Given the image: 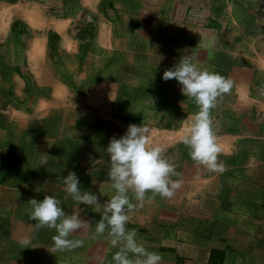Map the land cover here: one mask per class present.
Returning <instances> with one entry per match:
<instances>
[{
  "label": "crops",
  "instance_id": "1",
  "mask_svg": "<svg viewBox=\"0 0 264 264\" xmlns=\"http://www.w3.org/2000/svg\"><path fill=\"white\" fill-rule=\"evenodd\" d=\"M10 1L0 0V19L6 20L4 26L0 25L3 40L0 46L3 56L18 58H14L12 67L24 53L29 61L30 47H34L35 55L41 49L37 41L32 45L28 41L26 45L19 31L24 27L23 22L32 25L26 13L36 4L42 10L37 11L39 18L52 17L74 23L84 16L87 27L95 24L96 40L99 23L103 22L100 25L103 47L96 42L85 48L86 53L109 51L106 58H101L100 66L104 64L108 71L99 82L114 86L127 84L134 78V82L150 83L149 77L163 73L166 68L172 69L183 56L193 57L200 67L209 66L210 71L233 82H247L242 99L232 97L228 106L217 103L214 109V127L222 149L218 160L226 165L223 173L209 172L191 159L189 148L182 143L185 134L163 133L171 130L179 133L189 122H171L175 129L156 128L160 124L149 122L155 128L151 130L163 131L164 136L154 141L166 149L165 156L176 165L183 183L170 199L157 195L148 203L146 198L143 207L129 212L127 228L136 230L138 241L148 251L160 254L161 264H264V95L261 94L264 89V0H12L13 3H8ZM107 2L112 3L111 17L104 6ZM8 4H11L10 11L6 9ZM52 23L56 26V21ZM106 25L110 29V44ZM154 31L160 38L155 47L156 57L151 59L147 50L154 43H147L146 38ZM37 38L35 35L31 41ZM203 52H207V58L201 56ZM138 53L144 61H140V65L137 64ZM42 55L35 57L31 64L43 73L44 80L38 78L48 83L50 91L45 84L41 91L49 94L58 77L57 64ZM241 75L245 78H239ZM159 82H164L162 87L165 83L174 87L177 81L161 79ZM180 86L170 90L169 96H165L168 90H159L160 96L170 100L163 101L160 107H151L144 101L138 107L130 105L132 108L125 113L135 117L158 112L171 116L175 110L185 111L191 109L190 106L195 113L197 106L182 95ZM139 87L135 85V92ZM227 97L230 93L225 94L224 101ZM70 117L72 121L80 118L68 110L50 111L44 124L37 127L43 140L12 142L7 137L2 138L0 133V214L13 220L6 227L10 224L8 232L17 235L13 234L16 254L10 253L16 264H113L112 256L118 248L111 245L108 229L102 236L95 234L100 213L94 212L92 206L78 205L65 192L62 179L74 172L81 191L91 192L100 204L105 203L114 194L106 150L111 138L119 139L130 124H111L109 129L97 122L92 128L94 133L77 132L74 134L77 138L73 135L71 141H65L68 135L61 129L66 122L69 124ZM88 121V118L76 120L81 131L89 127ZM19 128L18 124L14 127ZM100 131L105 136L110 135L109 138L99 139L97 132ZM45 195L59 199L66 214L79 209L80 218L90 222L91 227L69 237L82 239V247L55 250L52 240L55 229H36L37 222L29 218L32 208L28 202L31 199L42 201ZM132 203H137L134 197ZM17 227L22 231L15 232Z\"/></svg>",
  "mask_w": 264,
  "mask_h": 264
},
{
  "label": "rangeland",
  "instance_id": "2",
  "mask_svg": "<svg viewBox=\"0 0 264 264\" xmlns=\"http://www.w3.org/2000/svg\"><path fill=\"white\" fill-rule=\"evenodd\" d=\"M13 2L14 1L11 0L8 3ZM111 5V2H107L104 5L106 9H108L107 15H110V17L111 14L114 13L112 12L113 8ZM28 6L31 5L28 4ZM30 8L31 10H27L28 13H26V15L28 16V20L32 25L29 26L23 22L24 27H22V29L19 31H22V36L26 45L28 41L30 42V45H32L34 41L39 43L41 46L39 52L35 55L33 52L34 47H30V50L27 53L29 61H26V56L24 53L21 60L19 59V63L12 67L11 64H13L15 61L14 58L16 60L18 58L15 56L12 57L9 53L8 55L11 57L3 56L2 53L4 51L0 46V133L3 134L2 138L7 137V139L11 140L12 142H21L24 139H27L31 142L43 140L44 137L38 133L37 127L42 126V124H44L48 118L49 112L55 111V109L68 110L73 114L78 115V117L80 116L79 119L75 118L76 120L85 118H88L89 120L86 122L89 123V127H86L84 131H81V127L77 126L76 120L72 121L70 117L69 124L67 125L68 122H66L65 127L61 129L64 130L66 135H68L65 141L69 139V141H71V136L77 132L82 133L83 135L94 133L92 128H95L96 125H98L97 122H99L100 125L105 124L104 128L112 127L111 124L117 123H120V125L134 123L145 124L147 125L145 127L149 130V138L150 140H153L152 142L154 144H159L154 140H160L164 136L163 133L178 135L186 134V129L188 127L187 124L185 127H183V131H179V134L173 133V130H165L166 132H163L162 130L153 131L151 129L155 128L151 127L149 122L157 125L160 124L156 128L175 129L176 126L171 124V122H178V124L180 122L188 123L194 114L192 106H190L191 109L186 108L185 111L184 109L182 110V108L178 111L175 110L173 112L174 115L171 116L167 114L163 115L158 112L156 114L147 115V117L145 114H142L141 117H135L125 113L127 110H129L128 108H132V106L138 107L144 101L150 103L149 106L151 107H160L162 106L161 104H163V101L164 103H166V100L170 101L165 99L164 95L160 96L159 90H168L165 96H167V94L169 96L170 90L175 89L174 87L180 86V84L174 82V87H172L171 84L168 85L165 83V86L162 87L164 82L161 84L159 80L162 79L161 77L163 76L165 70H163V73L149 77L152 79V81L146 84H142L138 80H135L134 82V78L131 81L128 80L127 84L121 83L120 85L118 83L114 86L108 82H99L100 79L102 80L104 73L108 71L107 67L104 68V64L100 66L101 58H106L109 51H105L103 53L99 52L98 50H90V52L86 53L85 48L88 44L94 45L96 42L102 46V43L100 42V25L103 22L99 23L96 40L95 24L89 25L87 27L88 24L85 23L86 20L84 16H81L78 20H74V23H72V20L71 22L69 21L67 23L63 20H56L52 17L46 19L39 18L37 11L40 8L36 4H33V7L31 6ZM6 9L10 11L11 4H8ZM32 9L34 10L33 12ZM40 11L42 12L41 9ZM52 20L53 22L56 21V26H54L55 23L53 24ZM4 23H6V20L1 18L0 25L4 26ZM106 29L108 31V42L110 44V29L107 25ZM155 32L157 31H154V33ZM154 33L150 34V36H147L146 38L147 43H154L153 46H148L147 50V56H152L151 59H155L156 57L157 50L155 47H157L156 43L160 38L158 37V32L157 34ZM35 35L39 38L31 41ZM2 41L3 40L0 39V42ZM67 43H70L69 47H67ZM91 45H89V48H91ZM104 47L107 48L106 46ZM41 55L42 57L47 56L48 58H52L54 64H57L58 77H55L56 80L53 81L54 83L51 85V92L49 94H47L46 91H41L42 86L46 83L43 81L41 82L40 80V78L43 80L45 78L43 73L36 65L31 64V62L35 60V57L37 58V56ZM140 55L141 54L138 53L137 62L138 60L139 62L137 64L139 65L141 64L140 61H143V57ZM201 56L203 58H207V52H203ZM110 57L111 54L108 56V58ZM6 60H8V62ZM148 61L149 60L147 59L146 62ZM202 68H206L208 70L210 69L209 66ZM154 70L156 73H159L158 69L154 68ZM239 78L244 79L245 76L241 75ZM136 84L140 86L137 89L138 92H135ZM45 85L47 91H50L48 88V83ZM143 85L147 86V88ZM246 85V81L240 80L238 82H233V87L230 91V97H227V100L225 99L224 101V94L223 97L218 100V103L224 107L230 104L229 100H232V97H235L236 99L239 97L242 99L244 97L245 90L247 91L245 88ZM180 87L182 88V85ZM33 93L46 95H42V97L41 95L35 94L38 95L36 97L33 95ZM146 95L149 97L142 98ZM119 110L121 111L120 115L117 114ZM122 110H124V112ZM181 111H184V113L179 114ZM197 111L198 109H195V113ZM211 115L214 123L216 121V113L214 109L212 110ZM17 124L19 127L21 126V128L14 129L15 125ZM97 133L100 136L99 139H104L103 137L109 138L110 136L107 134L106 136L103 135L102 131ZM73 137H76V135ZM1 140L2 139L0 137V142ZM5 187H7V185ZM10 214L12 213L10 212ZM7 218L8 217L6 215L4 216V214H0V264H16L17 262L15 258L12 257V255L16 254L15 251H17V246L14 242L15 239L13 238L14 235H17L14 233L13 235L8 232L10 231V224L7 228V223H12L13 220L11 219V221H9ZM16 231H22V229L17 227L15 232Z\"/></svg>",
  "mask_w": 264,
  "mask_h": 264
},
{
  "label": "clouds",
  "instance_id": "3",
  "mask_svg": "<svg viewBox=\"0 0 264 264\" xmlns=\"http://www.w3.org/2000/svg\"><path fill=\"white\" fill-rule=\"evenodd\" d=\"M162 79H175L182 85V95L191 99L198 108L182 138V143L190 150L191 159L209 172L223 173L226 165L218 160L222 149L211 112L217 107L218 100L230 93L232 80L200 67L191 56H183L179 64L166 69ZM261 94L264 95V89H261ZM148 132L142 125L130 124L119 139L111 138L106 151L110 157L108 176L114 194L105 203L100 204L95 194L81 191L79 178L74 172H69L62 179L65 192L78 205L92 206L94 212L100 213V219L95 223V234L102 236L108 229L111 245L118 248L112 256L113 264H161L160 254L148 251L138 241L136 230L127 228L129 212L143 207L146 198L148 203L157 195L172 198L183 183L176 165L165 156L166 149L152 143ZM149 192L152 196H147ZM133 197L136 204L132 203ZM28 204L32 208L29 218L37 222V230L44 227L55 229L56 235L52 237L55 250L83 246L82 239H69L77 231L91 227L90 222L80 218L79 209L68 215L60 206L61 201L51 195H45L39 202L31 199Z\"/></svg>",
  "mask_w": 264,
  "mask_h": 264
}]
</instances>
